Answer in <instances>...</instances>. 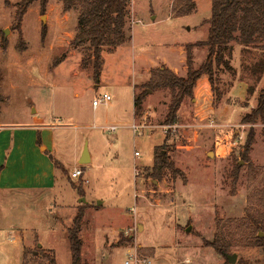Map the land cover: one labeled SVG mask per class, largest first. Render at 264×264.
<instances>
[{"label":"rangeland","instance_id":"obj_1","mask_svg":"<svg viewBox=\"0 0 264 264\" xmlns=\"http://www.w3.org/2000/svg\"><path fill=\"white\" fill-rule=\"evenodd\" d=\"M20 1L0 0V111L9 113L0 118L28 112L53 125L59 174L54 191L14 192L2 202L0 231L31 234L24 264H52L56 257L57 264H73L68 230L80 211L83 264H264V248L253 238L264 235L250 227L261 208L256 191L264 181V122H242L264 89V73L258 79L250 70L264 59L261 46L235 43L233 70L218 71L210 99L186 98L179 122L170 125V89H147L136 118L135 94L149 81L148 68L160 62L182 66L181 48L206 35L205 29L188 28L212 16L214 0H194L198 12L178 17L175 0H132V39L105 50L99 80L92 64L84 63L92 52L71 46L79 12L62 25L55 8L49 20L48 8L42 11L37 1L20 30ZM204 57L195 52L196 63ZM240 81L243 96L237 95L240 88L232 93ZM107 91L112 100L94 110L93 99ZM132 124L140 126L138 133ZM251 130L255 142L244 158ZM86 141L93 160L84 165L79 160ZM161 157L167 162L155 175ZM61 161L70 165L67 173ZM76 168L84 177H73ZM216 239L228 246L224 253L237 254L235 263L212 246Z\"/></svg>","mask_w":264,"mask_h":264},{"label":"trees","instance_id":"obj_2","mask_svg":"<svg viewBox=\"0 0 264 264\" xmlns=\"http://www.w3.org/2000/svg\"><path fill=\"white\" fill-rule=\"evenodd\" d=\"M37 1L40 2L42 11L45 12L50 0H21L16 4L15 26L17 29L21 30L25 14L31 5ZM59 1L63 3L65 12H79L78 30L71 46L85 47L92 52L84 60V63L86 66L92 64L95 70V79L99 80L103 71V53L105 50H116L119 46L131 40V36L127 31V17L132 0ZM173 8L176 17L189 15L196 9V3L194 0H175ZM208 23L210 27L207 39L196 44L187 45V65L189 68L187 76L180 77L166 66L153 69L144 90L135 94L136 116L143 113L147 89H170L173 98L169 105L165 123L177 124L183 102L188 97H194V89L202 76H209L215 91L218 71L221 69L233 70L231 58L235 43L243 45L246 49L254 45H260L264 50V0H214L212 16ZM46 34L47 27L44 26L42 36L45 38ZM2 43L6 47V41L3 40ZM194 47L208 48V56L198 68L194 67L192 51ZM250 70L260 79V75L264 73V59L257 61ZM259 120L264 122V89L259 95L257 107L248 113L242 122L254 125ZM254 142L255 131L251 130L244 147V158H248ZM50 158L58 168L57 161L52 154H50ZM166 162V159L161 157L159 165L153 168L155 175H160ZM60 165L63 167L62 170L67 173V168L62 163ZM257 189V202L261 208L258 214L251 215L253 226L250 227L264 232V214L261 212L264 209V181ZM83 217V212H78L74 219V225L68 230L73 264H83V240L80 236ZM247 222L249 223V220ZM253 238L256 244L264 248V237L255 235ZM212 246L223 254H225L224 251L228 247L221 244L219 239L214 240ZM52 264H57L55 258L52 260Z\"/></svg>","mask_w":264,"mask_h":264},{"label":"crops","instance_id":"obj_3","mask_svg":"<svg viewBox=\"0 0 264 264\" xmlns=\"http://www.w3.org/2000/svg\"><path fill=\"white\" fill-rule=\"evenodd\" d=\"M50 0L48 5L49 20L53 14L55 8L57 13L61 15L62 25L66 22V19L73 14V12H65L63 9V3L59 0ZM132 3V2H131ZM129 5V12H130ZM198 12V6L191 14ZM158 16H152L155 21ZM175 17V16H173ZM211 17V16H210ZM205 18L201 22H196L193 26L188 28L192 29H205L206 35L203 39L188 42L181 48L182 51V66L173 67L165 62H160L154 67H150L147 70V75L150 77V71L160 66H166L170 68L180 77H186L189 71L187 65V45L196 44L199 41H204L209 35V23ZM74 39V37H73ZM132 39V36H131ZM203 51L205 57L208 56L207 47H194L193 56L195 58L196 51ZM204 57V59H205ZM201 62V64L206 60ZM194 59V66L198 68L199 65ZM243 82L240 81L238 86L232 91L236 95L235 90L242 86ZM99 86V85H98ZM211 81L208 75L202 76L197 82L194 89L196 99L194 101H203L204 99H210L211 96ZM243 91L239 90V94L243 96ZM106 93H109L107 91ZM241 96V98H242ZM96 110L95 108H93ZM98 109V108H97ZM9 114L8 111H0V117ZM24 118L16 119H1L0 118V215L5 208L4 204L7 198H10L14 192L19 191H42L49 192L54 191L58 187L59 174L58 168L55 162L50 158V154L57 155L55 146V133L49 124H46L45 119L39 117H31L26 112ZM136 118V115H134ZM60 126V125H58ZM103 127V126H102ZM104 128V127H103ZM90 149V146H89ZM50 153V154H49ZM90 155L93 160V155L90 150ZM92 162V161H91ZM65 168H69L70 165L61 161ZM91 203V202H89ZM29 231L24 232V235L20 234L16 228L7 230L4 234L0 231V246L7 245L8 250L3 253L0 251V264H24L25 253L29 248L32 237H30ZM50 248V247H49ZM57 263V257H56Z\"/></svg>","mask_w":264,"mask_h":264},{"label":"built area","instance_id":"obj_4","mask_svg":"<svg viewBox=\"0 0 264 264\" xmlns=\"http://www.w3.org/2000/svg\"><path fill=\"white\" fill-rule=\"evenodd\" d=\"M111 100H112V95L110 93H104L100 96H96L93 99L92 106H93V108L97 109L101 105L109 103ZM170 125H172V124H170ZM117 128H118L117 126H110L107 129L113 131V130H117ZM131 128L135 131V133H138V131L140 130V126H138L137 124H132ZM136 155H140V153L137 152ZM84 175H85V172L81 168H76L73 171V177H75V178L84 177ZM131 258L132 259L136 258V260H138L137 255H136V257L134 255H132ZM127 264H130L129 260L127 261Z\"/></svg>","mask_w":264,"mask_h":264},{"label":"water","instance_id":"obj_5","mask_svg":"<svg viewBox=\"0 0 264 264\" xmlns=\"http://www.w3.org/2000/svg\"><path fill=\"white\" fill-rule=\"evenodd\" d=\"M9 33V29H5V34L8 35ZM80 163H83L84 165H86L88 162H91L92 161V158H91V155H90V149H89V143L88 141L85 142V145H84V149H83V152L81 154V157H80ZM81 202H87L86 201V198H81L80 200ZM102 203V201H98V204ZM188 231L191 230V227H188L187 229ZM260 235L263 236L264 233L263 232H260ZM39 247H42V244H39ZM228 261L230 263H235L236 259H237V254H229V253H225Z\"/></svg>","mask_w":264,"mask_h":264}]
</instances>
